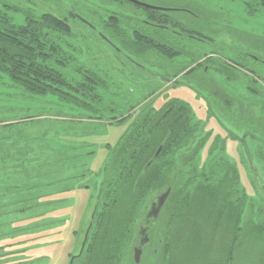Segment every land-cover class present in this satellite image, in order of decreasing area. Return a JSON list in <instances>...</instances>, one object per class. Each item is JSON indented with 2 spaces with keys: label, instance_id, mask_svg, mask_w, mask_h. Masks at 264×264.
Here are the masks:
<instances>
[{
  "label": "rangeland",
  "instance_id": "1",
  "mask_svg": "<svg viewBox=\"0 0 264 264\" xmlns=\"http://www.w3.org/2000/svg\"><path fill=\"white\" fill-rule=\"evenodd\" d=\"M1 1L17 10L9 11L17 24L26 22L24 12L37 16L51 13L67 18L71 25V37L67 39L79 50V62L85 68L98 71L109 83H113L109 93L100 91L106 100H117L126 108L143 100L136 106L137 111L146 103H153L158 108L170 98L189 103L196 118L205 123L204 131L211 132L198 156L199 165L206 161L216 142L217 149L223 148L224 156L239 167L240 192L256 204L254 212L251 208L247 209L248 217L242 224L244 229L237 230L236 258L234 263L233 260L229 263L264 264V218L261 217L264 194L256 181L258 177L264 181V168L256 157L257 149H261V145L264 147V64L261 62L264 60V8L256 0L252 1L254 4L251 8L245 0H139L173 10L170 12L173 18L181 22L187 31L194 33L191 35L200 39L183 37L185 45L193 48L194 56L214 52L216 54L210 55L217 59V69L236 71L238 80L228 81L210 68L212 65L205 61L207 57L199 58L190 65L193 68L203 63V68L192 78L195 83H202L210 95L226 96V91L238 99H245L244 110L239 111L234 105L226 107L218 96L215 99L203 93L198 95L184 85L172 87L170 82L153 75L157 71L153 70L150 74L136 69L102 40L99 30L78 16L98 24L95 18L107 19L118 13L129 19V28L139 26V16L145 15L146 10L131 2ZM72 12L78 14L77 17ZM239 56L250 57L248 67L240 72L239 67L230 62V59ZM169 58L173 60L175 57ZM175 60L174 63L179 65L186 62L188 57L178 55ZM204 69L211 76L201 82L203 79L200 75ZM229 74L234 79L233 73ZM181 75L176 79L182 78ZM119 92L129 97L130 104L128 100L121 101L117 97ZM77 102L67 104L64 98L54 94H28L10 86L7 78L0 85V154L9 160L4 166L0 164V264H70V255L80 250L96 204L101 170L110 148L120 141L131 120L123 124L112 123L110 118H99ZM212 103L217 107L212 106ZM209 109L213 110L212 114ZM20 148H25L21 156L16 152ZM247 152L255 156L251 159ZM20 157L24 158L25 164L19 160ZM246 159L252 161L250 164L254 173L248 168ZM251 213L254 216H249ZM210 215L208 218L215 222L214 215ZM204 217L205 214L198 216L199 223ZM235 220L231 218L228 224L226 219L220 226L216 222L217 230L210 223L211 231L207 234L213 232L214 242L209 247L204 246L203 251L188 254L181 245L179 254L167 258L162 248L156 263H221L228 257L231 224ZM208 236L206 239L211 240ZM205 242L203 236L200 243L204 245Z\"/></svg>",
  "mask_w": 264,
  "mask_h": 264
},
{
  "label": "trees",
  "instance_id": "2",
  "mask_svg": "<svg viewBox=\"0 0 264 264\" xmlns=\"http://www.w3.org/2000/svg\"><path fill=\"white\" fill-rule=\"evenodd\" d=\"M252 1L245 0V3L251 8L254 4ZM256 1L264 8V0ZM143 9L146 10V16H139L140 25L131 28L128 25L129 19L118 13L107 19L95 18L98 24L89 18L85 19L113 45L103 38L102 40L136 69L145 70L150 74L153 70L157 71L173 79L170 82L172 87L184 85L198 95L203 93L215 99L216 96L220 97L219 101L226 107L234 105L239 111L244 110L242 108L245 99H238L233 93L226 91V96L210 95L202 83H195L192 77L203 68V63L200 62L201 64L198 63L193 68H190V65L196 63L199 58L207 57L205 61L212 65L210 68L226 77L228 81L238 80L236 71L229 68L228 71L217 69V59L211 56L216 54L214 52H203L199 57L194 56L193 48L185 45L183 37L200 39L191 35L194 33L187 31L181 22L173 18L170 13L173 10ZM9 11L17 10L0 0V85L4 84V79L7 78L10 86L31 95H59L70 105L73 101H78L77 104L83 105L88 112L96 114L99 118H110L112 123L123 124L131 120L120 141L109 150L101 170L102 178L96 204L80 250L89 229L87 240L82 253L79 254V250L75 254L73 264H136L134 243L141 225L147 219L153 200L171 185V193L150 231L152 240L146 246L140 263L157 264V256L162 248L167 258L169 255L173 258L179 254L181 245L188 254L203 251L204 246L209 247L210 243L214 242L213 232L207 234L211 231L210 223L213 224V229L217 230L216 222L220 226L221 222L227 219L230 224L231 218H235L228 240V257L219 264H230V260L234 263L239 238L237 230L244 229L242 224H245V218L248 217L247 209L251 208L254 212L256 204L253 199L240 192L239 167L224 156L223 148L217 149L216 142L211 147L206 161L199 165L198 156L211 132L204 131L205 123L196 118L190 104L179 98H170L158 108L153 103H146L137 111L136 106L143 100L137 101L129 108L122 106L117 100H106L100 91L109 93L113 83H109L98 71L85 68L79 62V50L67 39L68 36L71 37V25L67 18L51 13L37 16L24 12L26 22L17 24L9 15ZM71 14L76 17L78 15L73 12ZM178 55H186L188 60L179 65L175 64ZM127 56L143 67L132 63ZM170 56L175 58L171 60ZM249 58L239 56L234 60L230 59V62L239 67L240 72L248 67ZM261 62L264 64V60ZM202 72L201 82L207 81L211 76L210 72L205 69ZM231 72L234 79L229 74ZM179 75L182 78L176 79ZM118 88L120 89V86ZM117 97L121 101L128 100L130 104L127 95L119 92ZM212 106L215 107L216 104L212 103ZM211 110L209 109V112L212 114ZM262 136L264 137V132ZM160 146L162 149L158 157L147 167ZM262 146L257 149L256 157L264 168ZM19 150L16 152L21 156L25 148ZM3 155L0 154V164L9 161L8 157ZM249 155L251 159L255 156L254 153ZM19 160L23 161L24 158L20 157ZM246 160L248 168L253 172V166L250 164L252 161ZM22 163L25 164V161ZM256 181L264 194L258 178ZM263 213L264 210L261 211L262 218ZM204 214L205 217L199 223L198 216ZM210 214L214 215L215 222L208 218L211 217ZM250 215L254 216V213ZM203 236L206 241L204 245L200 243ZM206 236L211 240L206 239ZM259 243L261 244V239Z\"/></svg>",
  "mask_w": 264,
  "mask_h": 264
},
{
  "label": "water",
  "instance_id": "3",
  "mask_svg": "<svg viewBox=\"0 0 264 264\" xmlns=\"http://www.w3.org/2000/svg\"><path fill=\"white\" fill-rule=\"evenodd\" d=\"M128 2H131L135 5H138V6H141L143 8H146V9H153V10H170V9H167V8H163V7H157V6H152V5H148L146 3H143V2H140L139 0H126ZM79 18L84 21L85 23H87L89 26H91L92 28L95 29V26H93L87 19H85L84 17L78 15ZM101 36L103 37V39L105 41H107L108 43H110L111 45H113L109 39L107 37H105L103 34H101ZM127 58L132 62L134 63L135 65L139 66V67H143L140 63H138L137 61H135L134 59H132L131 57L127 56ZM153 75L155 76H159L161 79L165 80V81H169L171 82L173 79L166 76V75H162V74H159L158 72H155L153 73ZM244 140V139H243ZM162 149V146L159 147V149L157 150V152L155 153L153 159L151 161H149V163L147 164V167L154 161V159H156L160 153ZM258 182H259V185L261 186L262 190L264 191V181L258 177ZM171 190H172V185L169 186L167 188L166 191H164L163 193H161L160 195H158L152 202L151 206H150V209L147 213V219L145 220V222L141 225V228L139 230V233H138V237L134 243V259L136 261V264H140L141 262V256L146 248V246H148L150 243H151V234H150V231L152 229V227L154 226L156 220H157V217L161 211V209L163 208L164 204L166 203L170 193H171ZM88 231L89 229L87 230V233H86V236H85V240L82 244V247H81V250L79 252V254L82 253L83 249H84V246H85V242L87 240V235H88ZM76 255L72 256L71 257V260H70V264H73V261H74V258H75Z\"/></svg>",
  "mask_w": 264,
  "mask_h": 264
},
{
  "label": "flooded vegetation",
  "instance_id": "4",
  "mask_svg": "<svg viewBox=\"0 0 264 264\" xmlns=\"http://www.w3.org/2000/svg\"><path fill=\"white\" fill-rule=\"evenodd\" d=\"M6 165V164H3V166ZM7 167V166H6ZM143 255V254H142ZM142 257V256H141ZM141 264V263H140Z\"/></svg>",
  "mask_w": 264,
  "mask_h": 264
}]
</instances>
